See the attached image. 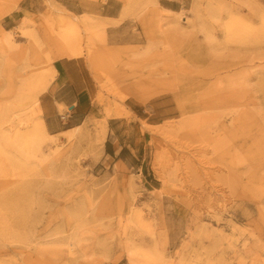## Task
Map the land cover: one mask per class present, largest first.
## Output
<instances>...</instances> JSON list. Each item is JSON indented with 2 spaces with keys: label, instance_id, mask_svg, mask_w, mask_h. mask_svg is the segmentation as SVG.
<instances>
[{
  "label": "rangeland",
  "instance_id": "1",
  "mask_svg": "<svg viewBox=\"0 0 264 264\" xmlns=\"http://www.w3.org/2000/svg\"><path fill=\"white\" fill-rule=\"evenodd\" d=\"M0 264H264V0H0Z\"/></svg>",
  "mask_w": 264,
  "mask_h": 264
},
{
  "label": "crops",
  "instance_id": "2",
  "mask_svg": "<svg viewBox=\"0 0 264 264\" xmlns=\"http://www.w3.org/2000/svg\"><path fill=\"white\" fill-rule=\"evenodd\" d=\"M83 15L91 14L84 13L79 15V17ZM99 17L102 20H106V22L108 20L118 19V17L112 16ZM76 59L79 58L68 59L69 61L60 62L57 65V76L55 80L40 96L39 100L30 107V114L32 117L42 118L46 124L47 130L50 131L52 135H59L66 132L68 129L62 126L67 121H74L69 119L71 115H68L66 120H62L59 106L62 105L71 109L72 113L76 112L78 108L83 109L82 104L86 99L85 95L88 93V90L86 86V76L84 75L85 70ZM74 93H76L77 96H72ZM132 112L136 114L134 110H132Z\"/></svg>",
  "mask_w": 264,
  "mask_h": 264
},
{
  "label": "bare ground",
  "instance_id": "3",
  "mask_svg": "<svg viewBox=\"0 0 264 264\" xmlns=\"http://www.w3.org/2000/svg\"><path fill=\"white\" fill-rule=\"evenodd\" d=\"M64 51H65V54H63V55H66L67 57H69L71 59H72V57H76L77 58V56H79V54H80V53H78V51L77 52H73V50H71L67 46H65V50Z\"/></svg>",
  "mask_w": 264,
  "mask_h": 264
},
{
  "label": "built area",
  "instance_id": "4",
  "mask_svg": "<svg viewBox=\"0 0 264 264\" xmlns=\"http://www.w3.org/2000/svg\"><path fill=\"white\" fill-rule=\"evenodd\" d=\"M67 117H68L67 115H64V116H61V119L66 120Z\"/></svg>",
  "mask_w": 264,
  "mask_h": 264
}]
</instances>
